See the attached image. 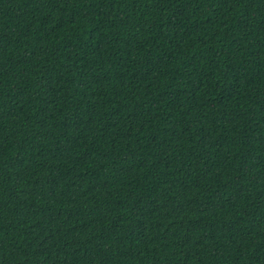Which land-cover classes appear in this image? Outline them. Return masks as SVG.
I'll list each match as a JSON object with an SVG mask.
<instances>
[{
    "label": "trees",
    "instance_id": "obj_1",
    "mask_svg": "<svg viewBox=\"0 0 264 264\" xmlns=\"http://www.w3.org/2000/svg\"><path fill=\"white\" fill-rule=\"evenodd\" d=\"M0 264H264V0H0Z\"/></svg>",
    "mask_w": 264,
    "mask_h": 264
}]
</instances>
